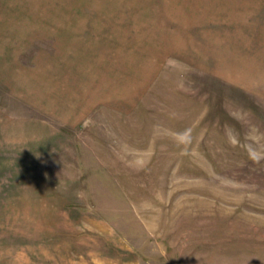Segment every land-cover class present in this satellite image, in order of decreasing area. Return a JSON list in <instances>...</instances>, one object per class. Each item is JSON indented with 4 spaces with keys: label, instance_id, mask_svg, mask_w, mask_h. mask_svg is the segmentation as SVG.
Listing matches in <instances>:
<instances>
[{
    "label": "rangeland",
    "instance_id": "obj_1",
    "mask_svg": "<svg viewBox=\"0 0 264 264\" xmlns=\"http://www.w3.org/2000/svg\"><path fill=\"white\" fill-rule=\"evenodd\" d=\"M233 9L0 0V264H264V23Z\"/></svg>",
    "mask_w": 264,
    "mask_h": 264
},
{
    "label": "crops",
    "instance_id": "obj_2",
    "mask_svg": "<svg viewBox=\"0 0 264 264\" xmlns=\"http://www.w3.org/2000/svg\"><path fill=\"white\" fill-rule=\"evenodd\" d=\"M225 6L234 7L233 10L223 11L225 15H260L262 14L264 23V0H211V7L215 9L224 8ZM258 22V18L256 19ZM256 22V23H257ZM264 31V24L260 28Z\"/></svg>",
    "mask_w": 264,
    "mask_h": 264
}]
</instances>
